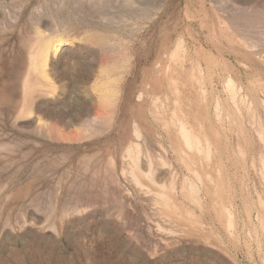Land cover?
<instances>
[{"label": "rangeland", "instance_id": "1", "mask_svg": "<svg viewBox=\"0 0 264 264\" xmlns=\"http://www.w3.org/2000/svg\"><path fill=\"white\" fill-rule=\"evenodd\" d=\"M263 164L264 0H0V264H264Z\"/></svg>", "mask_w": 264, "mask_h": 264}, {"label": "bare ground", "instance_id": "2", "mask_svg": "<svg viewBox=\"0 0 264 264\" xmlns=\"http://www.w3.org/2000/svg\"><path fill=\"white\" fill-rule=\"evenodd\" d=\"M258 18H259V16H258ZM35 30H36L35 31V39L36 40H35V45H34L35 50H34V53L32 55L31 60H32V63H33V67L37 70V72L40 75V77L43 78V79H46L47 76H46V72H45L44 66L46 65L47 54H48L49 49L51 48V44L53 42L52 41L53 38H50L49 36L43 35L42 32H40L38 29H35ZM62 33H63V31H62ZM84 36H85L84 37L85 42H88L89 44H95V43L96 44H101V43L107 41V36L106 35H102V34H99L97 32H93V31H89V32L85 33ZM109 64L104 66L103 70L104 71L106 70L105 74H109L108 73L109 71H115V73H116V71L118 70L117 69L118 66H116V64L112 63L113 65L111 64L112 65V67H111V65H109ZM108 66H110L111 68H109ZM107 67H108L109 70L107 69ZM116 84H117V80L112 79L111 81H100V82H98L97 84L94 85L93 92L95 93L96 101L98 102L100 107L108 109V110L113 108L112 105L115 102V92H116V87L114 85H116ZM43 87H46V88L49 89L51 86H49V84L46 83V85H43ZM229 87H231V85H229ZM232 89L229 92H232ZM178 120L180 121V119H178ZM177 123H179V132L177 131V133L180 134L182 147H183V149H181V151L183 150L182 154H184L183 152H186V149L189 151V153H192V152L195 153L196 150H197V152L199 154L201 152L205 153L204 157L207 158L205 149H204V151L200 150L202 147L200 148V145H199L200 143L197 142V139H199V138H195L194 136L192 138V135L189 134L190 131L187 130V128L185 126L186 123H182V122H177ZM179 146L181 147V145H179ZM130 151L131 150H129L128 152H130ZM189 156H191V155H188V156L184 155V157H186V158H188ZM201 156H203V154ZM135 159H136V157H135ZM189 159H190V157H189ZM262 166H263V176H262V178L264 179V164ZM134 167H135V170H137L136 172H134L135 174H133V178H134L135 183H137L138 185H139V183H141L140 180H139V177H140L139 175H142L143 176L142 178L145 179L150 184V186L153 187V189H154V187L159 188V189L163 188L162 186L159 185V182H157V179L154 177V175H152V172H150L151 171L150 167L146 169V168H143L141 165L136 164V163H135ZM144 170H149V171L148 172H143ZM221 214L217 215V218H218L217 220H219V221H222L221 220ZM219 221H217V222H219ZM219 223H221V222H219Z\"/></svg>", "mask_w": 264, "mask_h": 264}]
</instances>
